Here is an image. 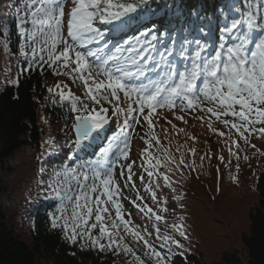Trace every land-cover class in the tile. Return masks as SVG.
<instances>
[{"label":"snow or ice","instance_id":"obj_1","mask_svg":"<svg viewBox=\"0 0 264 264\" xmlns=\"http://www.w3.org/2000/svg\"><path fill=\"white\" fill-rule=\"evenodd\" d=\"M66 3L67 0H24L17 6L14 15L20 37L19 51L27 63L21 74L37 68L43 70L47 65L53 75L67 76L74 84L82 83L85 90L82 96H76L67 84L57 82L55 85L60 101H67L73 114L74 146L88 147L106 130L111 121L110 108L105 104L110 105L112 116L119 118L123 113L125 118L117 123L106 146L97 149L94 159L79 168L56 173L62 179L48 185L58 201L55 212L49 213L51 228H61L70 243L86 237L87 244L82 247L100 251L115 249L116 254L123 251L133 255L137 264H145L126 243V237L131 236L137 244L143 243L145 255L154 259L155 264H169L171 255H165L158 247L171 253L170 244L179 249L183 247L180 241L168 235L159 236V228H156L161 241L157 246L146 228L141 230L139 225L133 224L131 213H127L128 219L124 218L119 200L123 193L114 175L117 166L121 168V176H125L126 169L124 187L135 188L132 179L135 161L126 166L120 163L121 158L129 159L132 135L128 131L132 128L129 119L141 126L143 120L150 130L140 137L147 147L141 152L139 179L143 183L146 173L147 190L156 177L162 178L166 186L171 185L170 164L175 163L177 169L180 165L188 167L183 158L177 162L166 149L159 148L153 124L158 109L172 111L175 119L185 123L183 116L176 115V109L181 113L199 110L204 116L196 119L203 123L207 118V127L224 136L225 133L213 127L214 117L229 129L230 140L232 130L246 144L253 134L264 136V0L225 3L216 17L214 30L205 31L190 22L180 24L177 18L174 29L157 34L153 25L123 39H109V36L117 37L130 31L149 0H71L72 7L67 13ZM122 102L126 107H121ZM151 140L162 154L166 172L159 171L161 159L149 152L153 147ZM47 143L52 144L53 139ZM232 144L238 146L235 140ZM189 151L195 155V149ZM229 151L235 155L231 145ZM151 195L155 201V191H151ZM143 199L138 193L137 200L143 202ZM130 203L148 219L154 218L157 222L165 219L146 203L138 204L136 200ZM171 227L187 238L183 224ZM95 229H98L96 235L93 234Z\"/></svg>","mask_w":264,"mask_h":264},{"label":"trees","instance_id":"obj_2","mask_svg":"<svg viewBox=\"0 0 264 264\" xmlns=\"http://www.w3.org/2000/svg\"><path fill=\"white\" fill-rule=\"evenodd\" d=\"M23 2L0 0V195L9 198L13 191L11 201L0 206V264H116L121 253L116 254L115 249L100 251L90 246L82 247L87 244L86 237L73 244L64 238L61 228H51L49 213L55 212L58 201L53 198L48 185H54L55 181L62 179L56 173L79 168L94 159L97 149L106 146L107 139L116 131L117 123L125 118L124 114L113 126H107L101 136L88 147L74 146V133L71 131L73 114L69 103L61 102L59 95H54L55 85L57 82L67 84L76 96L83 95L84 87L81 82L74 84L64 75H53L47 65L43 70L37 68L21 74V69L26 68L27 63L19 51L20 37L15 27L14 14L17 6ZM225 3L230 4L231 0H149L147 8L133 22L130 31L117 37L110 35L109 39H123L153 25L156 26L157 34H160L165 29H174L177 18L180 24L190 22L193 27L204 28L205 31L209 28L214 30L217 27L216 17L221 14ZM68 7L69 4L66 13ZM66 20L67 16L65 32ZM14 79L18 83L12 85L9 81ZM49 88L54 91L49 92ZM42 121L46 122V130ZM214 133L212 131L211 137H215ZM194 134L187 132L183 136L186 139H183L181 132L177 136L179 139L173 143L171 157L177 162L183 158L188 167L180 165L177 169L175 163L170 164L173 169L168 173L172 181L170 186H166L162 178L156 177L151 182L150 190H147L148 178L143 183L139 179V189L136 185L138 174L133 164L135 187L144 198L143 202L136 199L138 204L146 203L149 207L183 205L194 196L193 186L205 185V180H213L219 185L227 177L231 185H237L242 175L247 181L250 180L248 170L242 166L241 150L237 152L232 144L218 137L203 138L197 142L192 138ZM50 138L53 139L52 144L47 143ZM167 138L173 139L170 135ZM229 145L235 155L230 153ZM189 149H195V155ZM150 152L152 155L158 153L154 147ZM220 156H223V161L219 159ZM159 158L162 161L159 171L166 172L162 154ZM23 169L26 174L18 185L20 187L22 183L23 186L19 201L17 191L6 190L2 178L4 175L9 177L21 173ZM250 183H254L252 188L258 200L249 212V232L241 238L246 254L240 258L235 253H224L217 264H264V174H259ZM151 191L156 193L155 201ZM132 209L137 208L133 206ZM93 234H98V229L93 230ZM143 260L145 264H155L154 259L145 254ZM169 264L206 263L198 256L189 255L184 258L173 254Z\"/></svg>","mask_w":264,"mask_h":264},{"label":"rangeland","instance_id":"obj_3","mask_svg":"<svg viewBox=\"0 0 264 264\" xmlns=\"http://www.w3.org/2000/svg\"><path fill=\"white\" fill-rule=\"evenodd\" d=\"M71 7L72 3L70 2L68 11ZM65 30L66 28L64 27V34ZM70 80L71 79L69 78V81ZM13 81H15V79L9 82L12 85H15L16 83H12ZM55 94H57L56 91L54 92V95ZM121 107H126V104L122 102ZM168 113L171 114L157 111L153 117V124L155 125L154 135L159 138L160 149H166L168 153L171 154L173 143L176 141V139H179L177 136L180 135L181 132L183 139H186L183 136L187 132L195 133L192 138H194L197 142L201 141L203 138L209 139L215 137H218L222 140L224 139L229 143H232V140H235L238 142V146H236L238 150H248L245 155L247 159H243L242 166H244V169L248 170V176L250 177V180L247 181L244 175L240 177V182L237 185H231L228 182V177L225 178L221 185L214 183L213 180H205V185L195 184L193 186L194 196H192L191 201L187 202V204L151 207L156 212V214L165 218L163 221L157 222L154 218L148 219L143 215V213H140L138 209H132L133 205L130 203V200L137 199V186H139L140 189L139 171L141 170L142 173V169L140 167L142 163L141 152L147 147L145 142L141 140L140 137L145 136V134L150 130L147 126V123H144L143 121V126L133 124L131 122L132 127L134 125H138L137 133L139 135L135 136V143L133 146V154L131 159V161H135L134 169L137 170L138 178L136 182V188L129 190L128 193H126L123 197H119L125 212L124 218L128 219L127 213H131V220L133 224L139 225L141 230L146 228L147 231L151 233L150 239L154 241L157 246L160 245L161 241L157 238L156 228H159V236L163 237L168 235L173 239L179 240L183 245L182 248L178 249L175 247V245L170 244L172 249L171 253H168L166 249H160L169 255L182 252V257L186 258L189 255L195 257L198 256L201 261L206 264H217V262L220 260V257L224 253H235L240 258H242V256L246 254V250L241 238L242 235L248 234L249 232V212L253 206L257 205L256 203L258 200V195L252 188L254 183H250V181L255 180L259 174H264V136L253 134L249 137L250 143L246 144L243 139L239 138L235 130H232L230 140L228 135L229 129L225 128L219 122H216L215 118L213 117V127L218 129L219 132L225 133V135L220 136L218 133H214L213 136L215 137H211L212 133L207 127V118H205L202 123L201 120L195 118L199 116H187L181 113H176V115H181L184 117V120L187 121V123H185L182 120L175 119L172 111H169ZM121 115H123V113ZM121 115L119 117H121ZM201 116H204V114ZM108 118L111 121V124H114L115 121H120L118 120L119 118L112 116L111 112L108 114ZM167 121H171V124L167 123ZM42 124L46 130V122L42 121ZM173 124L176 126L175 128L172 127ZM191 125L194 126V128L189 129ZM181 129H183V131H181ZM168 135H170L173 139L171 140L167 138ZM247 135L248 133H245V136ZM150 142H153V147L156 149V151H158V153L153 155V157H160L161 152L158 150L156 142L154 140H151ZM252 145H255V147H252ZM240 156L242 158V155ZM146 158L147 157L145 156L144 159ZM123 161L124 160L121 158L120 162L123 163ZM23 171L24 169L21 171V173H17L16 175L14 173L13 175H9V177L4 175L2 178L5 182L6 190L13 189L17 191L19 201L20 198H22L20 193H22L23 186L22 183L20 187H18V185L26 174V171L24 173ZM114 175L116 182L119 183L122 193L124 194L127 190V188L124 187L126 175L121 176V168L119 166L114 169ZM144 176L146 179V173H144ZM142 188L143 187L141 186V189ZM12 196L13 191L9 198L6 195H0V206L7 205L11 201ZM125 197L128 199H125ZM163 209H166V211ZM112 215L113 217L115 216L114 211ZM181 217H183L182 220L180 219ZM173 224H183V231L186 233L187 238L180 236V234L171 227ZM126 240V243L133 247L136 255L143 259V256L146 252V249L143 247V243L140 242L137 244L134 238L131 236L126 237ZM120 253L121 256L117 257L116 264H137L133 255L123 251Z\"/></svg>","mask_w":264,"mask_h":264}]
</instances>
